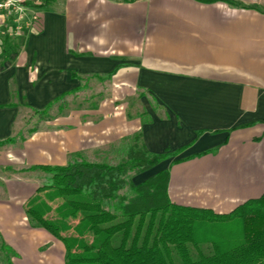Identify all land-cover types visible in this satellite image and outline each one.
<instances>
[{
	"label": "crops",
	"instance_id": "crops-1",
	"mask_svg": "<svg viewBox=\"0 0 264 264\" xmlns=\"http://www.w3.org/2000/svg\"><path fill=\"white\" fill-rule=\"evenodd\" d=\"M40 5L33 28L0 43V141L19 136L35 110L57 98L72 102L91 81L113 82L116 94L102 100L101 111H81L74 122L37 134L47 140L43 148L67 157L141 132L151 152L171 155L136 175V184L169 169L172 202L218 214L264 194V0L258 9L198 0ZM128 98L139 103L133 108ZM96 138L102 143L89 146ZM35 165L66 164H23L12 173ZM1 166L4 173L11 167ZM27 182L2 185L13 192ZM41 186L26 205L16 198V208L12 192L10 204L0 197V216L32 230L26 210Z\"/></svg>",
	"mask_w": 264,
	"mask_h": 264
},
{
	"label": "trees",
	"instance_id": "trees-1",
	"mask_svg": "<svg viewBox=\"0 0 264 264\" xmlns=\"http://www.w3.org/2000/svg\"><path fill=\"white\" fill-rule=\"evenodd\" d=\"M198 1L260 8L237 0ZM64 99L36 109L35 115L51 112ZM15 140H1L0 147ZM132 140L118 163L78 157L66 165L31 167L44 170L47 181L29 201V223L63 242L65 264H264V194L228 214L176 204L168 193L169 169L139 184L133 180L171 153L151 152L141 132ZM55 210L57 217L50 216ZM77 215L81 219L71 224ZM234 221L243 228L232 239L227 231ZM0 251L10 254L13 249L1 239ZM3 261L14 264L9 258Z\"/></svg>",
	"mask_w": 264,
	"mask_h": 264
},
{
	"label": "rangeland",
	"instance_id": "rangeland-1",
	"mask_svg": "<svg viewBox=\"0 0 264 264\" xmlns=\"http://www.w3.org/2000/svg\"><path fill=\"white\" fill-rule=\"evenodd\" d=\"M237 1L246 5L260 6L259 3L261 0H255L254 2L247 0ZM91 82L87 84L86 89L81 95H79V97L77 96L76 99L72 100L73 103L71 100L69 102L65 100L59 102L54 106L51 112L46 113L43 116V119L38 115H34L30 124L25 126V129L20 132L21 134H19V136H15V141H17V143L14 147L8 150V154L5 152L0 154V197H6L8 199V203L10 204V195L13 193V202L11 205H14L15 208L17 203L16 198L19 199V203L24 202L26 205V202L35 192L37 186L44 185L47 181V173L42 169L21 172L18 175H14L12 172H14V170L21 169L20 166L23 164H28L30 166L35 163L68 164L78 157L90 161L118 163L125 158V150L128 145L132 143V138L138 132L127 135L119 143L113 146L111 145L108 148L98 146V148H95L94 150L89 149L83 154H71L67 157L62 154H57L52 147L43 148L44 146L41 144L46 143L44 141L47 140L43 141L40 138V142L38 140V137L41 136H38L37 134H41L43 131L46 133L51 132V130L59 128L60 124L65 123L66 120L74 122V120L78 117L83 116V114H80L81 111H88V113L93 110L101 111L102 100L109 101L110 98L116 94V89L114 93V88H112L113 82H110V84H104L96 81L93 83ZM124 101L125 103L130 102L133 108L139 103V101L135 98H128ZM71 103L72 105L77 104V110L74 111L72 116L67 117L69 115L65 113L72 107ZM99 143H102V140H97L96 138L89 141L88 144L92 147L94 145H98ZM4 151H7V149ZM5 162H8L11 165L7 173L3 172V167L1 166ZM20 177H30V182H27V185L23 188H18L13 190V192L11 191L12 193L10 192V187L8 188L9 191H7V188L2 185L3 182H6V180L9 181ZM8 184H10V182H8ZM1 187H3V193H1ZM61 201V199L56 200L52 203V206L56 208ZM15 212L16 209L13 210V213ZM49 215L57 217V211H52ZM80 219L81 216L77 215L75 217H71L69 221L71 224H75ZM228 228L229 230L227 232L230 233L231 238L239 237L242 234L243 227L239 221L232 222ZM31 229L32 230L27 231L26 226H23L22 224L20 225L19 223L16 225H10L6 222L4 215L2 217L0 216V242L1 239H3L6 244L10 245L13 249V252H10V254L0 251V262H4L3 258L5 260L9 258L14 264H65V246L63 242L44 229Z\"/></svg>",
	"mask_w": 264,
	"mask_h": 264
},
{
	"label": "built area",
	"instance_id": "built-area-1",
	"mask_svg": "<svg viewBox=\"0 0 264 264\" xmlns=\"http://www.w3.org/2000/svg\"><path fill=\"white\" fill-rule=\"evenodd\" d=\"M41 0H0V43L15 39L33 28L40 20L36 9Z\"/></svg>",
	"mask_w": 264,
	"mask_h": 264
},
{
	"label": "clouds",
	"instance_id": "clouds-1",
	"mask_svg": "<svg viewBox=\"0 0 264 264\" xmlns=\"http://www.w3.org/2000/svg\"><path fill=\"white\" fill-rule=\"evenodd\" d=\"M14 2V0H8L9 4H12Z\"/></svg>",
	"mask_w": 264,
	"mask_h": 264
}]
</instances>
